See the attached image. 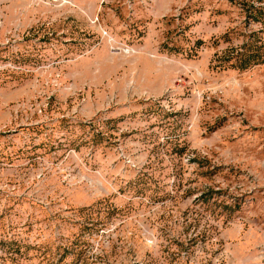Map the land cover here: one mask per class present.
Segmentation results:
<instances>
[{
	"label": "rangeland",
	"instance_id": "1",
	"mask_svg": "<svg viewBox=\"0 0 264 264\" xmlns=\"http://www.w3.org/2000/svg\"><path fill=\"white\" fill-rule=\"evenodd\" d=\"M249 41L264 0H0V264H264Z\"/></svg>",
	"mask_w": 264,
	"mask_h": 264
},
{
	"label": "trees",
	"instance_id": "2",
	"mask_svg": "<svg viewBox=\"0 0 264 264\" xmlns=\"http://www.w3.org/2000/svg\"><path fill=\"white\" fill-rule=\"evenodd\" d=\"M250 8L254 9L256 13L261 14V10L263 8H258L257 6H250ZM230 58L236 59V64L239 69L245 70L250 67H253L255 65L263 64L264 63V45L263 43H258L254 41H249L244 45V49L241 51H238L236 53V56H232ZM229 58V59H230ZM234 66V65H233ZM41 247V246H39ZM13 250H15L13 248ZM67 257V255H58V257H55L53 254H43L41 255V263L40 264H62L64 262V259Z\"/></svg>",
	"mask_w": 264,
	"mask_h": 264
}]
</instances>
